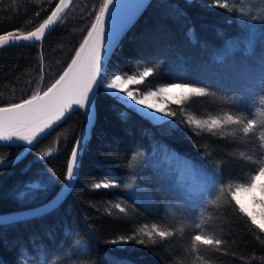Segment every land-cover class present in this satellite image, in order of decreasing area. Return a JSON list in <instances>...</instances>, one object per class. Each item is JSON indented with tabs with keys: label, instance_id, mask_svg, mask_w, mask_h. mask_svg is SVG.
Returning <instances> with one entry per match:
<instances>
[{
	"label": "trees",
	"instance_id": "1",
	"mask_svg": "<svg viewBox=\"0 0 264 264\" xmlns=\"http://www.w3.org/2000/svg\"><path fill=\"white\" fill-rule=\"evenodd\" d=\"M56 1L0 0V34L34 28ZM148 1L106 62L104 84L114 75H139L153 67L154 74L143 83L128 85L138 96L174 82L204 87L209 94L180 105L169 101L176 116L151 121L131 101L99 88L94 124L72 188L46 213L0 223V264H264V233L223 198L219 207L210 204L222 182L235 186L258 167L247 158L258 160L264 152V131L234 137L227 133L237 126H226L225 135H213L188 123L260 110L264 0H228V10L214 6L216 0ZM102 4L71 0L63 19L41 41L0 47V105L48 87L71 60ZM84 116L83 109L72 111L22 160L0 168V212L34 206L56 192ZM23 145L0 144V158ZM45 152L50 155L42 156ZM174 155L196 167L203 184L182 178ZM130 179L136 188L130 189ZM111 181L119 186L92 187ZM202 216L204 233L223 241L219 250L201 245L198 252L190 251L191 236L201 231L194 224ZM153 223L174 235L163 241L157 237L155 244L142 234L137 238L144 245L108 243L144 225L151 229Z\"/></svg>",
	"mask_w": 264,
	"mask_h": 264
},
{
	"label": "snow or ice",
	"instance_id": "2",
	"mask_svg": "<svg viewBox=\"0 0 264 264\" xmlns=\"http://www.w3.org/2000/svg\"><path fill=\"white\" fill-rule=\"evenodd\" d=\"M70 2L71 0H58L47 15V18L43 19V22L38 27L26 34L21 33L19 30L0 34V47L19 41H41L51 26L63 19L62 14L65 9L69 8ZM112 5L113 0H104L98 12L93 13L94 19L87 26L86 34L82 36L79 46L75 48L71 62L59 75V78L55 79V82L50 87H47V90L35 92L18 103L0 107V141L11 142L15 139L35 147L48 134V130L53 129L54 125L58 126V122L62 121L66 115L79 109H84L88 121L92 122L94 118V97L97 89L101 87L110 90L117 100L134 102L135 105H141L167 117H175L176 112L167 110L166 104L151 102L153 98L163 96L165 101L180 105L191 97H205L209 94L204 87L193 86L187 82H174L160 87L158 91H149L143 96H138L128 85L143 83L145 78L154 74L155 69L153 67H145L139 75H114L107 84H104V61L106 55H108L107 20ZM214 6L228 10L229 2L228 0H224V2L216 0ZM36 16L39 17L40 13L36 12ZM40 74L41 78H43V62H41ZM120 93H123L122 97L119 95ZM260 104L261 108L258 112H253L249 108L247 114L232 115L226 113L222 118L213 116L202 121L190 120L188 123L194 124L201 131L206 129L213 135L217 133L225 135L224 129L226 126H237L233 128L231 133L227 134L235 137L239 132L247 136L255 133L257 129L264 131V98L261 99ZM257 115L260 117L259 121L256 118ZM262 141H264V136H262ZM84 146L85 135L82 130L81 135L76 137L70 151V157L67 160L66 173L64 175L65 183L72 184L77 178L79 154ZM261 147H264V143L261 144ZM31 150V148L26 149V151ZM41 155L46 157L50 153L45 152ZM23 158V152H17L16 156L11 160L6 161L0 158V168L12 166ZM247 159L249 162L257 164L258 167L251 171L246 181L237 183L235 186L231 183L225 186L222 182L217 189L216 199L210 201V204L219 207L218 202L223 198L232 203L234 210L246 217L247 221L258 229L260 233H264V152L260 154L258 160H252V157ZM118 186L115 181H111L95 183L92 187L99 190L100 188L108 189ZM257 190L260 193L259 199L255 195ZM241 193L249 194L251 203L260 206L258 214L246 207L240 198ZM114 207L120 213H125L126 211L124 207H121L120 203H116ZM208 210L205 209V211ZM257 216H259V219H257ZM204 225L203 216L199 222L194 224V228L201 231L195 232L191 236V252H198L201 245L215 247L219 250V246L223 243L221 239L215 238L214 235L205 234L203 231ZM180 230L182 231L183 229L181 228ZM138 234L146 236L148 241L153 244L157 242V237L163 241L174 235L173 231L162 229L153 223L151 229H149L148 225H144L138 230V233L127 236L120 235L116 239L108 241V243L112 245H128L134 242L144 245L146 243L145 240L143 238L138 239Z\"/></svg>",
	"mask_w": 264,
	"mask_h": 264
},
{
	"label": "water",
	"instance_id": "3",
	"mask_svg": "<svg viewBox=\"0 0 264 264\" xmlns=\"http://www.w3.org/2000/svg\"><path fill=\"white\" fill-rule=\"evenodd\" d=\"M57 2H58V0L55 3H57ZM103 2H104V0H103ZM148 2H149L148 0H113V5L110 8V12L108 14V20H107L108 55H106V58H105V61H104V66H105L106 62L108 61V59L110 58V55L113 52L114 48L117 46V43L124 36V33L127 31V29L132 24H134L133 23L134 20L137 19L138 16L142 13V10L145 8V6H146V4ZM54 6H55V4H54ZM50 11L48 12V14L50 13ZM65 11H66V9L64 10V12ZM42 22L43 21H41L40 23H42ZM39 24L37 26H35V27H38ZM53 26H51V28H53ZM35 27L32 28V29H29L27 31L21 32V33L26 34L27 32L34 30ZM48 32L49 31H47L46 34ZM28 42L29 41H19L17 43H28ZM17 43H14V44H17ZM5 46H7V45H5ZM111 49H112V51H111ZM70 62H71V60L69 61V63ZM67 65L63 68V70L67 67ZM59 75L55 79H58ZM55 79L53 80L52 83L55 82ZM51 84L48 87H50ZM43 90H47V87L45 89H43ZM97 92H98V89H97ZM94 99H95V97H94ZM21 100L22 99H20V101ZM20 101L12 102V103H18ZM9 104H11V103H9ZM9 104L0 105V107L7 106ZM83 111H84V114H85L84 121H83L84 124L81 127V129L79 130L77 136H80L81 132L83 130V133L85 135V141H86V138L90 134L89 132H90V130H91L93 124H94V120H95V116H96L95 100H94V118H93L92 122L88 121L86 112H85L84 109H83ZM17 142H22V141H16L14 139L11 142L0 141V144H11V143H17ZM74 142H73V144H74ZM29 148H32V146H29L26 143H24V145L22 146V149L20 151H18V152H23L25 154L27 152L26 149H29ZM83 148L81 149L80 154H79V162H80V158L82 156L81 153L83 151ZM16 154L17 153H14V154H12V156H10L8 158H3V159H5L6 161L7 160H11V159H13L16 156ZM69 157H70V152H69ZM69 157H68V159H69ZM65 173H66V171H65ZM75 180L72 182V184H68V183H65L64 178H63L62 182L57 187L58 189L56 190V192L52 196L47 198L46 201H44V202L37 203L34 206H26L25 208H18V209H14V210H11V211L0 212V223L9 222V221H15L16 219H23L25 217H33V216H36L38 214L46 213L49 209L57 206V204L60 203L64 199V197L67 195L68 191L72 188V185L75 182ZM63 184H64V187H63V190H62Z\"/></svg>",
	"mask_w": 264,
	"mask_h": 264
},
{
	"label": "rangeland",
	"instance_id": "4",
	"mask_svg": "<svg viewBox=\"0 0 264 264\" xmlns=\"http://www.w3.org/2000/svg\"><path fill=\"white\" fill-rule=\"evenodd\" d=\"M160 87H164L163 85H159V86H156L154 90H148L149 91H158V89ZM146 92V94L148 93ZM121 94V93H120ZM153 103H157V104H166L167 106V110H169L168 108V102L169 101H165L164 97L163 96H157L155 98H153V100L151 101ZM133 103V107L138 111L140 112L144 117H146L147 119L151 120V121H157V120H161V118H164V117H167V116H163L161 113H156L150 109H147L146 107H143L141 105H135L134 102ZM172 152L170 153H167V155H171ZM175 158H177L176 155H174ZM177 161H178V171H181V177L182 178H187V182H195V184H203V176L201 175L200 171L192 166V164L186 160L185 158L182 159V158H177ZM129 181V184L131 187L130 189H134L136 188L135 184H133V180H128ZM255 195L257 196V199L260 198V193L259 191L257 190ZM240 198L242 200H245L249 210H254L257 214L259 213L260 211V206L259 205H253L251 203V197L249 194H244V193H241L240 194ZM257 219H259V216H257Z\"/></svg>",
	"mask_w": 264,
	"mask_h": 264
}]
</instances>
